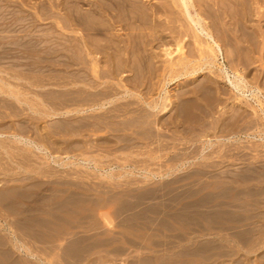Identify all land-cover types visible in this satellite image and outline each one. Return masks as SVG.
Here are the masks:
<instances>
[{
	"label": "rangeland",
	"instance_id": "1",
	"mask_svg": "<svg viewBox=\"0 0 264 264\" xmlns=\"http://www.w3.org/2000/svg\"><path fill=\"white\" fill-rule=\"evenodd\" d=\"M122 1L10 0L7 10H2L14 27L9 29L11 31H0V39L7 36L13 44L20 35L28 33L32 40L39 43L38 46H53L60 49L61 53L55 54L51 62L50 59L45 62L44 88L30 86L36 66L26 67V79L13 81L7 72L20 69L17 58L4 57L0 60V78L18 84L24 91L30 88V94L22 97L30 102L23 104L4 93L8 88L6 83L0 80V132L20 133L45 145L49 154L40 153L13 138H0V197L8 198L6 201L0 200V213L2 216L13 218L11 228L7 227V231L6 227L0 224V264H264V239L250 238L242 241L237 238L241 237L242 231L250 228L253 231L264 230V190L253 196L254 200L259 202L249 207L255 215L251 224L247 220L249 212L244 209V194L240 192L246 189V185L238 184L236 192L230 190L228 193L221 187L225 185V178L222 175L217 176L222 172L224 176L225 173L231 177L239 175V179L248 171L255 173L264 170V139L254 134L257 122L251 121L254 115L251 107L234 105L232 101L224 100L222 107L200 114L206 120L204 127L194 122L193 113H188L190 123L179 127L168 124V128L159 132L153 125V130L162 133L160 139L163 143L168 142V145L162 146L161 149L160 142L156 141L159 136L151 138L152 140H141V137L133 132L134 129L115 130L125 120L122 112L117 118L113 117L116 112L108 113L111 118L106 120L109 126L98 129L91 126L84 129L77 127L79 120L82 117L88 118L91 112L61 114L76 108L71 101L66 103V99L71 97L68 92L72 91L74 86L70 84L71 73L75 68L70 56L72 52L75 53V49L70 43L79 42L76 38H79L80 33H84L90 41L104 45L114 37L113 34L110 35L108 26L116 20L115 30L111 32H116L114 34L122 41H126L131 35L138 42L136 51L138 50L140 55L148 56L143 59V64L152 60L161 69L160 72L159 69L155 72L159 77H153L154 87L158 86L159 90L164 61L178 55V52H174V57H169L164 50L169 46L174 51L178 44L187 42L188 38H183L184 42L178 41V34L175 33L173 37L174 33L169 34L168 31L166 42L170 44H163L160 42L162 36L158 32L155 34L157 40L153 48L142 52L140 47L145 46L143 40L152 39L151 26H144L135 19V25L130 28L126 23L129 22L128 19L122 17L119 12V3ZM136 1L139 6L151 9L155 5L175 0ZM220 2L225 6L228 0ZM227 4L226 8L232 5ZM129 7V12L135 9ZM22 8L26 15L24 23L18 13ZM235 9L236 17L239 11L245 12L242 7L240 10ZM261 11H264V8ZM247 13L250 14L249 20L244 18L243 22L250 26L255 34L257 31L258 34L259 31L263 34L264 22L261 20L264 18H260L262 13ZM229 19L225 18L226 21ZM76 23L80 26H76ZM22 26L26 29L25 32H21L24 29ZM135 26L142 29L136 30ZM74 28L81 29L75 31ZM220 37L225 41L222 33ZM191 49L192 46L185 47L188 52L192 51ZM2 50L0 46V53ZM263 51L260 44L254 46L253 60L260 58L259 55L263 54ZM83 55L85 57V51ZM140 59L139 56L138 64H141ZM218 59L217 67L213 66L212 70L218 73L219 65L231 70V65L224 55H220ZM245 64L242 65L243 69L248 66ZM85 67L89 72V66ZM152 67L153 65L146 66L149 69ZM262 67L264 62L254 63L247 70L242 69V72L250 80L262 74ZM213 73L210 72L209 66L205 65L199 74L186 78L197 84L200 80L208 81L214 75L216 77V73ZM184 80L171 82L167 86L170 93L177 94L178 90L182 89L180 83ZM21 84L29 85L23 88ZM227 84L224 79L218 82L222 90L221 95H234ZM33 90L41 95L37 97ZM256 94L263 95L247 92L248 97L245 100L259 108L257 97L254 96ZM54 111L59 114L52 115ZM259 113H262L260 109ZM172 114L173 112H170L165 117ZM230 115H234L233 118ZM227 117L228 119L223 120ZM85 121L91 123L93 118ZM250 121L252 123H249ZM259 122L264 123L263 120ZM238 131L239 134H233ZM215 135L221 137L220 144L228 143L229 146L205 147V154L215 151L214 158L209 160L200 156L193 158L202 151L203 143L208 141L206 139L216 140ZM181 136V140H184H177ZM233 136L234 140L230 142L222 140L224 137ZM83 143L84 150L81 147ZM253 146L260 149L259 154L250 149L254 148ZM219 150L222 152L217 153ZM82 152L88 157L93 156L94 162H79L82 156V159L85 157L79 155ZM149 152L163 156L152 157ZM49 156H54L59 163L52 161L53 157ZM200 161H204L205 170L215 171L216 177L210 172L198 175V169H202ZM71 162L75 164H69ZM213 162L216 170L206 167ZM104 168H114L115 177H103L100 169ZM169 168L171 172H167ZM150 172H154L156 176L152 177ZM120 174L123 176L117 177ZM146 175L149 177H145ZM219 186L220 189H213ZM250 186L251 189L259 186L258 189H261L264 184L252 180ZM238 192L240 194L235 195ZM212 194L214 200L205 201ZM232 194L235 196H231ZM10 199L15 204L13 211L7 206L4 208ZM223 201L233 202V205L222 207V210L224 208V211L228 212L219 216L221 212L217 211L221 210L218 209ZM189 206L193 207L189 209ZM241 221L243 222L240 223ZM13 234L32 247L36 257L30 256L29 251H21L14 246ZM76 244L83 247L78 250L77 258L73 253ZM194 249L197 252H194Z\"/></svg>",
	"mask_w": 264,
	"mask_h": 264
},
{
	"label": "bare ground",
	"instance_id": "2",
	"mask_svg": "<svg viewBox=\"0 0 264 264\" xmlns=\"http://www.w3.org/2000/svg\"><path fill=\"white\" fill-rule=\"evenodd\" d=\"M216 1L217 0H175V1H167L165 3H161L160 5L158 4L157 6L155 5L154 7H151V9L143 8V6L141 5L139 6L136 0L135 1L123 0L122 2H120L119 12H121L122 17L128 19L129 22L126 23L130 26V28H132V26L135 25V19L136 21L139 20L140 23L144 24V26L146 24L151 26L150 36L152 39L148 38L147 40L145 39L143 40L145 41L144 42L145 46L140 47L142 48V52L148 50L150 47L151 49L153 48V44L157 40V38H155V34H158V32H160L162 36L160 42H163V44L164 43L166 45L170 44L166 42L168 39L167 36L168 33L166 34V32L168 31L169 34L172 32L174 33L173 37L175 36V33L178 34V36H176L177 37L176 39L178 41H183L184 40L183 38L186 39L188 38L187 42L185 41L186 44L185 43H183L184 45L178 44L177 47L174 48L175 49L174 51L169 46H167L166 49L164 50L165 54L169 57H172L174 55V52H178V55L175 58H168L164 61L163 63L164 68L162 70L163 74H160L161 85L159 90L158 86L154 87L155 84L153 82L154 80L153 77L158 76V74H155V72L156 70L158 71V69L160 72L161 69L152 60L148 61V63L143 64V59H146L148 56H144L143 53H142L143 55H140V53H138V50L136 51L138 42L136 41V39H133L131 35L126 39V41L125 40L122 41L119 36H116L114 34L116 32L112 33L115 23L117 22L116 20L113 23L110 22V26H108L110 27L109 28L110 30H108L111 33L110 35L113 34L114 37L111 38V41L109 40L105 42L106 44L104 45L101 43L90 41L89 37L87 38V36L84 33L83 34L80 33L79 38H76V40L79 42H77L76 44L70 43L71 47L75 49V53L72 52V55L70 56V58L73 59V64L75 66L73 72L71 73L70 84H73L74 86L72 87V91L68 92L70 93L71 97L66 99V103L71 101L73 104L76 105V108L74 110L65 111L64 113L61 114L74 113V112L80 114V113L91 112V114L88 115V118H84V119L89 120L93 118V122L89 123L85 121L82 117V119L79 120L80 124L77 127L80 129L81 128L84 129L91 126L94 127L95 129H98L103 126H109V122L106 121L108 118L111 119L110 115L108 116V113L116 112L113 113V117L117 118L119 114L122 112L125 120L122 123H120L118 125L120 127L116 128L115 130L124 131L130 129L132 131V129H134L133 132L136 133L138 136H140L141 140H152L151 138L153 137L155 138L159 136V139L156 141L160 142L159 145H161V147L160 146L158 147H160L161 149L162 146L164 145L167 146L168 142L167 144L163 143V140L160 139L162 133H158V131L161 132V130H165V128H168L169 126L168 124H175L177 125V127H179L182 126L183 124L190 123L189 121L191 120L189 119L188 113H193L195 115L194 122L200 125L202 124V126L204 127V124H206V120H204L200 116V114L202 113L203 115L206 114L207 112L213 111L217 107L220 108L225 103V101L228 100V101H232V104L234 105L235 104L242 105V107L244 105L245 107L247 106L253 109L254 115L252 116L251 121L257 122L254 134L259 135L261 138L264 139L263 137L264 123L259 122V120L264 121V103H263L264 67H262L263 68V70L261 71L262 74L260 76H255L251 78L250 79L251 81L248 80L247 78L248 76H246V74L242 72L243 69L242 65L244 63L248 65L245 68L247 70L248 67L254 63L256 64L259 62L261 63L264 62L263 61L264 51L263 54L259 53L260 58H257V60H253V58L255 57L254 46L256 47V45L260 44L261 49L264 50V32L263 34H261V32L259 31L258 34L257 33L258 31L256 30L257 32L255 34L254 33L255 31L250 26L248 27L243 22L244 18L245 20H249L248 16L250 14L247 13L248 11L249 12L252 11V13L253 12L262 13L260 14L261 15L260 18H264V11H261V9L264 8V3H263L264 0H228L227 2L228 4L227 3L226 4L227 5H229V3L232 4L230 5L231 7L228 6V8L225 7L226 4L225 6L221 5L220 2L221 0H219L218 2ZM222 1L224 2V0ZM0 2H2L0 3V12L2 10L6 11L8 8L7 7L8 2H10V0H0ZM5 6L6 8H4ZM129 6H132L133 8L135 7V9H132V11L129 12L128 11ZM136 6H139V8L138 7L136 8ZM202 6L204 8H202ZM238 6L242 7V9L245 12L242 13L241 11H239L240 7ZM130 8L131 7H129V9ZM177 8L179 9V11ZM235 8H238L239 13L241 12L242 14L239 15L238 13L236 17ZM221 9H223L224 11L222 12ZM126 10L128 12H126ZM229 10H231V12ZM4 11L0 13L1 32L6 30L11 31L9 29H12L14 27L13 23L8 19ZM18 13L20 14L21 20L23 19L22 23H24L26 20L24 19L26 16L24 9L23 8L20 9ZM226 17H229L230 19L226 21L225 20ZM261 21L264 22V19ZM77 25L80 26L79 23H76V26ZM22 27L24 28V26ZM79 29L81 28L78 29L74 28L75 31ZM134 29L137 30L142 28L135 26ZM25 30L26 29L24 28L22 29L21 32L23 31L25 32ZM221 33L225 36L226 38L225 41H222L220 37ZM137 35L138 34H136V36ZM136 38H138V36ZM14 41L15 42H13L12 44L11 40L7 36L6 37L3 36V38L0 39V46L3 49L2 52L0 53V60L4 57L17 58L18 65L20 66L19 70L12 69V72L8 71L7 74L10 76V78L13 79V81L24 80L27 78L25 73L26 67L30 65H34V67L36 66L34 69L36 73L34 77H32L33 79H31L32 81L30 83V86L37 88H44L45 75L43 72V68L45 66V62L48 61L49 59L51 62L52 59H54L53 58L54 55L58 54L61 50L46 44L42 46H38L39 43L35 40H32L29 37L28 33L20 35L18 39H15ZM122 42L124 43L123 45ZM244 44H247L248 46H245ZM187 45L192 46L191 49L192 51L188 52L187 50H185V47ZM84 51L86 52L85 57L83 55ZM220 55H224L225 60L231 65L230 67L231 70H229V68L227 67H224L223 65L218 66L219 68L218 73L212 70L213 66L217 67L216 65ZM139 56L141 57L140 59L141 64L137 63ZM86 65L89 66L87 67L89 72L85 70ZM150 65H153L151 69L146 68V66H150ZM205 65L209 66L210 72L216 73V77L214 75L208 81L206 80L205 81L200 80L199 82L197 81L198 82L197 84H193L192 80H188L186 78L187 76H193L199 74ZM245 69H243V71ZM127 73L130 75H127ZM178 79H182V80L185 79V80L182 83H180L182 89L178 90L177 94L174 95L170 93V90H168L167 86L171 82L172 83L175 81L177 82ZM220 79H224V81L228 83L227 85L231 88L234 95H228V96L221 95L222 90L218 86V82H220ZM0 80H3V78H0ZM3 81L4 83H6L5 84L7 86L6 88H8V89L4 88L8 90V91H4V93L8 94L11 97H14L17 101L23 104L30 102L26 98L25 99L22 98L25 95L30 94L29 92L30 88L29 89L27 88L29 84L28 85L21 84V87L27 88V91H24V89L22 90V88H20L18 84H14V83L12 84V82L9 80H3ZM251 82H255L258 84L252 85ZM32 92L35 93L37 97L41 95V93L38 94L39 92H37L36 90H33ZM247 92H252V94H254L255 92L261 94L263 93L262 96H259L257 94L254 95L255 98L257 97V102L260 105L259 108L253 106L249 102V100L247 99L245 100V98L248 97V95H246ZM259 109L260 112L262 113H259ZM170 112H173V114L168 115V117L166 118L165 116H167V114H169ZM225 113L228 112H224V114ZM57 114L59 113H57L56 111L52 113V115H57ZM233 116L230 115L231 118H233ZM226 119H228V117L223 118V120ZM251 121L249 123H252ZM153 125L154 127L157 128L158 131L156 129L153 130L154 129L152 127ZM233 134H239V131ZM181 135H183V133H181ZM3 137L13 138L16 141L24 144L25 146L33 147L38 152L43 153L45 155H49L45 145L40 144L33 139L27 138L21 135L20 133L7 134L0 132V138ZM182 137L183 136H181L177 140L179 141L184 140V139L181 140ZM215 137L216 140H211V138L206 139L208 141L203 143L202 151L197 153V157H193V158H198V156H200L204 158V160H209L211 158H214L215 151L209 153L207 152L208 154H205V150H206L205 147L213 148L214 145L223 147L228 144V143L220 144L219 141H221L220 140L221 137H218L216 135ZM232 139L234 140V136L224 137V139L222 140H226L230 142V140ZM82 145L83 146L81 147L84 150L85 148L84 143ZM0 147L2 148V146ZM253 147L254 148H250V149L252 150L254 149V151H257V153L259 154L260 149L255 148V146ZM219 152H222V150L217 151V153ZM144 153L142 152V154ZM79 155L85 156L83 159L82 156L81 160H79V162L81 163L91 164V162L92 163L94 162L93 160L95 158H93V156L88 157L86 156V154H84V152H82ZM150 156L162 158L163 155L160 156L157 153L155 154L150 153ZM49 157L50 158L53 157L52 161H54L55 163H59V161L56 160L54 156H49ZM171 157L172 156H170V159ZM69 164H75V162H71ZM203 164L204 161H200V166L202 167V169H198V175H201V173L207 174L208 172H210V174L214 173V176L216 175L215 171L209 169L205 170ZM214 164H215L214 162L209 163L206 165V167L216 170V165ZM100 170L102 171V176L105 178L112 179L115 177L113 173L114 168L112 169L110 168L109 170H107V168H104ZM167 172H171V169L169 168ZM150 174L152 175V177L156 176L154 172L153 173L150 172ZM225 174L226 175L224 176L221 172V174L217 176L222 175L225 178L226 186L224 185L221 187L227 190L228 193H230V190L231 192L232 191L236 192L239 185L240 186L246 185L245 186L246 189L245 190L242 189L243 191L240 192L244 194V199H243L245 201L243 202V204L245 205L244 209L248 210L249 212V214L247 215V220L252 224V220L254 219L255 215L253 214V210L249 209V207L259 202L254 200L253 196L263 191L264 186H262L263 188L261 189H258L260 186L251 189L250 182H252V180H257L258 184H264V170L257 171L255 173L248 171V173L243 174L239 179H237L239 175H235L234 177L233 176L231 177L230 175H228V173ZM122 176L123 175L120 174L117 177H122ZM145 177H149V176L146 175ZM208 187L212 189L210 185ZM221 187L220 186L217 188L214 187L213 189H220ZM240 192L235 193V195L237 194L239 195ZM235 195L232 194L231 196H235ZM222 197L225 198L226 196L222 195ZM207 199L213 201L214 195L212 194V196L210 197L208 196L205 199V201L209 202ZM0 200L6 201L8 200V198L4 196V197H0ZM220 203L221 202H219V204ZM232 205L233 202L223 201L219 205V209H218L221 210L217 211L218 213L221 212L219 216H223L222 213L228 212V211H224V208L222 210V207L232 206ZM6 206L10 211H13L15 204L10 199V202L8 204H5L4 208H6ZM16 206L20 207L19 205ZM192 207L193 206H189V209H191ZM235 217L237 219V223H239L237 214L235 215ZM12 219L13 218H10L8 215L2 216L0 213V224L6 227L5 229L6 231L8 230L7 227L10 226L11 228L12 225L11 221H13ZM242 222L243 221H241L240 223ZM242 232L243 233L241 237L237 236V238L242 241L248 240L250 238L264 239L263 229H259L258 231L257 230L253 231L250 228L249 230H245ZM248 234L250 235L248 236ZM14 242H15L14 246H17L19 250L29 251L30 256L36 257V253H34V250L32 251V247H29L27 244H25L20 239H18L17 235L16 236L14 235ZM1 246L3 245L1 244ZM75 247L76 248L73 250V253H74V257L77 258L78 250L83 249V247L82 246L80 247L79 244H76ZM193 251L197 252L196 249H194ZM236 264H238V262Z\"/></svg>",
	"mask_w": 264,
	"mask_h": 264
}]
</instances>
